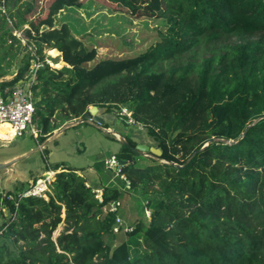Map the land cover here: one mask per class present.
I'll return each instance as SVG.
<instances>
[{
    "label": "trees",
    "instance_id": "1",
    "mask_svg": "<svg viewBox=\"0 0 264 264\" xmlns=\"http://www.w3.org/2000/svg\"><path fill=\"white\" fill-rule=\"evenodd\" d=\"M36 1L0 0V79L14 73L12 62L25 51L0 93L11 91L31 61L43 62L31 88L39 145L93 106L128 107L161 155L143 157L126 139L116 154L120 174L129 188H155L161 198L147 224L137 220L131 231L114 233L116 214L105 207L121 202L124 192L102 187L99 201L79 170L57 165L47 170L56 172L47 200L0 193V210L9 214L0 239L13 244L0 241V264H264V0H167L169 15L139 17L140 25L129 15L140 10V0H83L80 7L98 5L122 22L95 26L80 38L66 23L32 36L25 26L38 32L64 0L46 1L45 12L31 20ZM14 32H24L34 47L21 48ZM255 35L198 65L163 68L221 39ZM44 48L52 56L57 49L66 65L52 68ZM132 54L140 55L119 57Z\"/></svg>",
    "mask_w": 264,
    "mask_h": 264
},
{
    "label": "rangeland",
    "instance_id": "2",
    "mask_svg": "<svg viewBox=\"0 0 264 264\" xmlns=\"http://www.w3.org/2000/svg\"><path fill=\"white\" fill-rule=\"evenodd\" d=\"M46 1L49 0H37L35 2V7H37L36 15L31 18V20H34L38 15L45 12L44 4ZM82 1L83 0H64L61 7L52 11V13H56L59 18L56 19L54 15L50 13L51 19L41 24L38 32L32 29L29 25H26L25 28L29 30V33L32 36H42L55 32L60 28L61 23H66L70 28L72 35L75 38H80L84 32H89L91 28L95 26L103 30L104 28L111 26V23L114 25L122 22L120 15L112 13L108 9H102L98 5H92L87 2L80 7ZM140 1L142 2L140 10L129 14L134 25H140L139 23H143V19L138 20L139 17H148V14H150L158 18L167 16L172 12L171 4L167 0ZM105 2L111 3L110 0H105ZM63 14L66 16L71 14V16L78 19L75 21L68 17L63 18ZM13 35L20 41L21 48L22 46L27 47L26 51H30L31 48L34 47L32 44L33 42L27 38L24 32H14ZM258 38L259 36L255 35L246 36L244 38L230 37L221 39L215 46L196 50L195 53H188L177 58L175 61L165 63L163 68L169 69L179 63L186 62L198 65L204 59H208L213 56L214 53H221V51L227 46L241 44ZM28 41L31 42V47L27 46ZM145 48L146 47L142 48L138 53H143ZM50 51L51 50L44 48L43 54L49 63H51L50 66L52 68H60L63 65L60 53H58L56 57H53L50 54ZM98 52V60L105 57L104 54L106 49H99ZM24 53L25 51H21L17 58L13 60V66L10 69V73L17 68V65H20L19 61ZM137 55L132 54L127 57H119L121 59H126ZM114 57H116V55H113L111 58ZM98 60H94L89 64V66H95V63H97ZM8 61L11 62V57L7 58L3 63L4 68L6 67V63ZM2 79L6 81L10 80L8 78H1L0 83L4 82ZM115 111L106 112L105 109H100V111L97 112V115L104 123L103 126H97L89 121L81 122L78 125L69 127V124L72 122L71 121L56 129L52 135L61 130L62 132L56 138L48 142L43 149L29 155L27 158L17 163L14 166L13 176H10L9 174H0V193L3 195L8 193H12V196L18 195L19 192L27 190L32 181L34 182L37 177L41 176L42 173L48 169H53L57 165L60 167H72L80 171V174L85 177L87 183L91 185L93 189L113 186L124 192L118 215L123 219L125 224L132 227L137 220H141L147 224L149 220L145 215V211H149V209L161 198V196L155 192V188H149L147 192L141 190V187H138L137 189H127L122 180L115 177L113 172L108 171L105 168L104 160L111 155L120 153L126 146L111 132H115L120 135L121 138H124V140L128 139L131 145L145 144L150 147H154L156 143L148 135L145 127L144 130L141 131L135 127H127L115 116ZM57 123L58 121H55V124ZM4 141L5 140L0 139V162L5 159H12L16 156L27 153L41 145L38 144L39 139L32 137L29 131H26L20 139L13 138L6 142ZM136 145L132 146L135 147ZM162 150L164 151L163 147ZM142 155L143 157L151 158L148 153H143ZM164 156L166 160L173 159L166 152H164ZM3 212L4 213L0 215V224L4 220H7L9 216L7 211ZM62 217H64V213L62 214ZM63 228V224H60L57 227L56 231L53 233V240L56 239ZM117 237L118 240L122 238L120 236ZM0 241L5 243L9 248L13 249V244L10 241L6 239H0Z\"/></svg>",
    "mask_w": 264,
    "mask_h": 264
},
{
    "label": "built area",
    "instance_id": "3",
    "mask_svg": "<svg viewBox=\"0 0 264 264\" xmlns=\"http://www.w3.org/2000/svg\"><path fill=\"white\" fill-rule=\"evenodd\" d=\"M46 63L51 65L46 59ZM43 67V62L36 59L31 61L28 71L24 74L21 80H19L11 89L9 93L5 91V95L0 94V125L9 126L13 132V138H21L26 131H29L30 135L35 139L39 136V130L35 127L33 122L35 103L32 95V85L36 83L37 72ZM115 116L124 123L127 127H135L138 130H144V126L136 122L132 117L131 110L126 106H121L115 111ZM151 156V155H150ZM155 156H151V158ZM157 158V157H156ZM104 166L108 171L113 172L114 176L122 180L125 187L129 188V181L123 174H120L121 162L117 159L116 155H111L104 160ZM56 172L50 171L32 182L29 188L25 191L18 193L20 198L27 197H41L47 200V194L49 192V186L54 180ZM96 193V198L102 200L101 190H92ZM13 198L12 195L8 196ZM121 208V202L118 200L112 201L105 207V211L108 213L116 214L115 225L113 228L114 233H118L120 230L124 232L131 231V226L125 224L123 219L118 215ZM4 209L0 210V215L3 214ZM145 215L150 220V210L145 211Z\"/></svg>",
    "mask_w": 264,
    "mask_h": 264
},
{
    "label": "water",
    "instance_id": "4",
    "mask_svg": "<svg viewBox=\"0 0 264 264\" xmlns=\"http://www.w3.org/2000/svg\"><path fill=\"white\" fill-rule=\"evenodd\" d=\"M54 50H56L57 53H59L57 49H54ZM63 65H66L65 62H63ZM97 112H99V109L96 106H93V107L89 108V110L84 114L83 118L72 121L69 124L70 125L69 127L78 125L81 122H89V121H91L92 123L96 124L97 126H103L104 123L101 120V118L97 115ZM61 132H62V130L59 131V132H56L49 139L45 140L43 142V144H41L40 146H38L34 150H31V151H29L27 153H24V154H21L19 156H16V157H14L12 159H9L7 161L0 162V174H9L10 176H13L12 174L14 173V166L17 163H19L23 159L27 158L29 155H31V154L43 149L48 142H50L52 139L56 138ZM111 133L113 135H116L118 137V139L120 141H122L125 145H128L127 142H125L124 138H121L120 135L116 134L115 132H111ZM131 148H132V150L134 152H137V153H140V154L149 152V153H151L152 155H154L157 158L160 157V155H161V151L159 149L154 148V147H150V146L145 145V144H138L135 147H131ZM175 166L178 167V168L181 167V166H178V165H175Z\"/></svg>",
    "mask_w": 264,
    "mask_h": 264
},
{
    "label": "bare ground",
    "instance_id": "5",
    "mask_svg": "<svg viewBox=\"0 0 264 264\" xmlns=\"http://www.w3.org/2000/svg\"><path fill=\"white\" fill-rule=\"evenodd\" d=\"M53 57H56V56H53ZM12 137H13V132L10 130L9 126L0 125V139L8 141L12 139Z\"/></svg>",
    "mask_w": 264,
    "mask_h": 264
},
{
    "label": "crops",
    "instance_id": "6",
    "mask_svg": "<svg viewBox=\"0 0 264 264\" xmlns=\"http://www.w3.org/2000/svg\"><path fill=\"white\" fill-rule=\"evenodd\" d=\"M13 71H14V73H13L11 76H8V77H5V78H8V79H10V80H11L12 78H14V77L16 76L17 73H16L15 70H13ZM13 71H12V72H13ZM9 77H11V78H9ZM2 81H6V80L2 79ZM0 94H1V93H0ZM2 95H3V94H2ZM99 111H100V109H99ZM7 160H9V159H5V160H3V161H1V162L7 161ZM48 172H50V171H45V172L42 173V175H44V174H46V173H48ZM77 174L80 175V176H82V175L80 174V172H77ZM42 175H41V176H42ZM39 177H40V176H39ZM37 178H38V177H37ZM37 178H36V179H37ZM32 182H33V181H32ZM88 185H89V184H88ZM90 186H91V185H90ZM92 190H101V191H102V188H100V189H93V188H92Z\"/></svg>",
    "mask_w": 264,
    "mask_h": 264
},
{
    "label": "flooded vegetation",
    "instance_id": "7",
    "mask_svg": "<svg viewBox=\"0 0 264 264\" xmlns=\"http://www.w3.org/2000/svg\"><path fill=\"white\" fill-rule=\"evenodd\" d=\"M4 142H6V140Z\"/></svg>",
    "mask_w": 264,
    "mask_h": 264
}]
</instances>
